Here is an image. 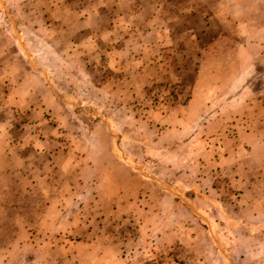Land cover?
<instances>
[{"label":"rangeland","instance_id":"obj_1","mask_svg":"<svg viewBox=\"0 0 264 264\" xmlns=\"http://www.w3.org/2000/svg\"><path fill=\"white\" fill-rule=\"evenodd\" d=\"M0 264H264V0H0Z\"/></svg>","mask_w":264,"mask_h":264}]
</instances>
